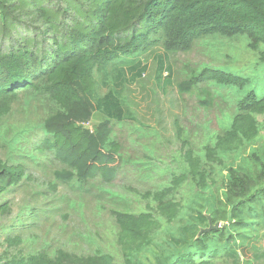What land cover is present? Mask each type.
I'll use <instances>...</instances> for the list:
<instances>
[{
  "label": "rangeland",
  "instance_id": "374dc122",
  "mask_svg": "<svg viewBox=\"0 0 264 264\" xmlns=\"http://www.w3.org/2000/svg\"><path fill=\"white\" fill-rule=\"evenodd\" d=\"M149 40L141 41L137 59L122 52V59L93 63L97 95L114 92L134 118L117 122L96 113L85 124L92 132L107 133L120 146L121 163L111 184L100 177L87 182L56 179V172L68 168L39 146L46 136L45 121L59 109L45 84L0 96V176L5 166L22 174L20 183L8 188L0 179V190H4L0 193V256L5 260L56 250L77 256L100 251L112 255L118 264H156L162 253L173 257L181 250L171 240L182 235L195 213L187 204L171 215L153 202V194L182 175L189 179L179 190L178 206L184 207L181 198L188 203L201 191L208 192L206 205L218 210L213 226L228 225L223 185L230 169L258 177L264 159V115L257 117L258 137L229 148L221 162L208 159L207 149L241 113L239 100L245 92L198 78L207 70L255 78L264 94L259 53L250 47L247 36L239 35L200 38L190 49L171 46L168 50L161 32L154 31ZM162 65L164 74L159 78ZM143 67L146 71L140 76ZM190 81H194L192 90L181 93L180 85ZM193 170L201 171L204 180L194 177ZM117 213L154 214L160 223L151 227H155L152 244L138 250L142 241L121 236ZM234 244L240 264H264L263 230L237 235ZM213 264L231 262L222 257Z\"/></svg>",
  "mask_w": 264,
  "mask_h": 264
},
{
  "label": "trees",
  "instance_id": "16d2710c",
  "mask_svg": "<svg viewBox=\"0 0 264 264\" xmlns=\"http://www.w3.org/2000/svg\"><path fill=\"white\" fill-rule=\"evenodd\" d=\"M154 31L162 33L168 50L171 46L190 49L193 41L212 35L247 36L250 47L259 53L264 72V0H0V96L45 84L59 109L45 121L46 136L39 146L68 168L55 173L57 180L78 178L87 182L100 177L110 184L115 180L121 163L119 144L111 142L107 133L90 131L85 124L96 113L117 122L134 118L114 92L97 95L93 63L95 59H122V52L132 53L137 59L141 41H150ZM145 71L143 67L138 75ZM163 72L162 65L159 78ZM198 79L245 92L239 100L241 113L230 129L216 138L214 147L207 149L208 159L221 162L220 157L229 148L259 136L257 117L264 115V94H260L261 84L255 78L207 70ZM193 86L194 81H190L179 89L187 93ZM198 163L201 165L199 159ZM193 175L204 180L201 171L193 170ZM228 175L223 185L228 225L208 233L202 230L210 227L209 218L216 224L218 216L217 207L206 205L211 197L208 192L201 191L188 203L181 198L184 207L178 206L179 190L189 179L186 175L176 177L169 187L153 194V202L171 215L180 213L187 204L195 213L183 226L182 235L171 240L173 247L181 251L173 257L162 253L156 264H195L197 260L199 264H213L215 258L222 257L231 264H240L235 236L264 231V159L256 180L233 169ZM0 179L8 188L18 185L22 174L5 166ZM116 221L121 236L143 242L138 250L152 244L155 227H151L160 223L152 213H117ZM0 264L118 263L112 255L100 251L77 256L56 250L6 260L0 256Z\"/></svg>",
  "mask_w": 264,
  "mask_h": 264
},
{
  "label": "water",
  "instance_id": "95a60500",
  "mask_svg": "<svg viewBox=\"0 0 264 264\" xmlns=\"http://www.w3.org/2000/svg\"><path fill=\"white\" fill-rule=\"evenodd\" d=\"M209 219H210V227L207 228V229H203L202 232L208 233V232L212 231L213 229L219 227V226H213V224H212V222H211V218H209Z\"/></svg>",
  "mask_w": 264,
  "mask_h": 264
}]
</instances>
